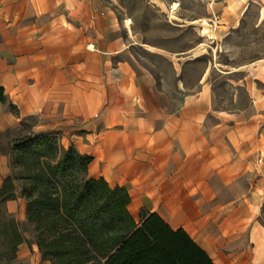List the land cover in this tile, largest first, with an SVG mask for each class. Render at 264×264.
<instances>
[{
  "label": "crops",
  "instance_id": "obj_1",
  "mask_svg": "<svg viewBox=\"0 0 264 264\" xmlns=\"http://www.w3.org/2000/svg\"><path fill=\"white\" fill-rule=\"evenodd\" d=\"M0 17L22 19L13 26L24 50L21 65H28L15 73L22 83L15 94L19 116L3 112L0 130L32 115L45 117L39 126L45 131L62 130L71 119L105 129L86 137L98 139L92 157L109 159L113 179L89 178L125 187L134 220L141 211L157 214L214 264H264V57L229 72L238 74L229 80L237 104L221 109L206 72L200 88H183V73L200 56L196 48L155 53L168 74L136 57L139 47L150 51L118 0H0ZM217 18L219 25H199L203 41L234 29L224 10ZM17 260L50 264L35 244H21Z\"/></svg>",
  "mask_w": 264,
  "mask_h": 264
},
{
  "label": "trees",
  "instance_id": "obj_2",
  "mask_svg": "<svg viewBox=\"0 0 264 264\" xmlns=\"http://www.w3.org/2000/svg\"><path fill=\"white\" fill-rule=\"evenodd\" d=\"M0 87V104H7ZM17 155V157H16ZM93 158L54 134H28L10 141L11 174L0 188V204L26 201L41 258L51 264H214L182 229L157 214L131 216L123 186L89 178ZM18 168V169H17ZM25 242L20 224L0 210V264H16ZM22 264V263H18Z\"/></svg>",
  "mask_w": 264,
  "mask_h": 264
},
{
  "label": "rangeland",
  "instance_id": "obj_3",
  "mask_svg": "<svg viewBox=\"0 0 264 264\" xmlns=\"http://www.w3.org/2000/svg\"><path fill=\"white\" fill-rule=\"evenodd\" d=\"M118 4L123 9V13L132 19L139 43L144 44L146 46L144 48L150 51L146 52L139 47L135 55L140 61H149L157 70L168 74L167 62L162 56L155 53H180L196 48L195 54L200 56L195 58L196 64L187 68L183 73L181 77L183 88H200L198 82L202 74L206 72L207 85L214 92V104L221 109H232L233 106H236L237 98L232 93L235 89L229 84V80L236 81L238 74H229V72L264 57V18L263 20L259 18L260 10H264V0H118ZM223 10L225 11V22L233 26L234 29H231L225 38H223L224 34L219 37L205 34L202 37L207 35L215 37L216 40L203 41L199 25H219L221 19H218L217 16ZM5 19L0 17V87L4 89L8 103L0 105V121H2L1 118L5 111H8L13 118L19 116L17 110L19 99L15 94H20L22 90H20V84L22 83L19 82L18 77L15 78V73H19L21 69L28 66L21 65L24 59L21 60L20 55L24 53V50L19 48L21 37L15 33V26H13L15 24L16 26L22 25V19L13 23H9ZM179 26L181 28H178ZM152 47L163 49L158 51ZM193 57L194 54L190 58ZM27 82L24 83L27 86L32 84L29 83L30 81ZM45 124H47L45 117L32 115L22 117L18 121L13 120L11 127L0 130V188L3 180L11 174L9 151L12 139L32 133L35 135L54 134L60 147L67 149L73 146L78 152L90 153L91 157L95 147L97 150L101 148L97 143V138L90 140L86 135L94 133L97 135L99 132L105 131L103 128L83 127L79 119H71L69 126L58 131H45L39 127ZM261 150L264 152V147ZM112 171L109 159L99 156L98 160L94 161L93 158L88 169V177L89 175L103 174L107 176L109 182H112ZM18 200L23 201L24 220L19 219L20 214L23 213V207ZM7 206L15 209L17 216L10 214ZM0 210L20 224L25 239L22 244L29 248L35 244L33 226L26 220V201L23 198H16L0 204ZM139 217L135 218L136 222H139ZM261 218L264 219V210ZM17 251L16 264L22 263L17 260Z\"/></svg>",
  "mask_w": 264,
  "mask_h": 264
}]
</instances>
